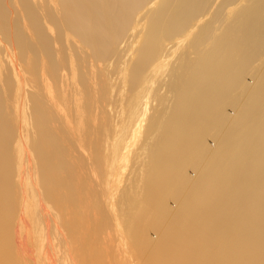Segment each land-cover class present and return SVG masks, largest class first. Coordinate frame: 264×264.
<instances>
[{"label":"bare ground","instance_id":"bare-ground-1","mask_svg":"<svg viewBox=\"0 0 264 264\" xmlns=\"http://www.w3.org/2000/svg\"><path fill=\"white\" fill-rule=\"evenodd\" d=\"M81 224L89 264H264V0H0V264Z\"/></svg>","mask_w":264,"mask_h":264},{"label":"rangeland","instance_id":"rangeland-1","mask_svg":"<svg viewBox=\"0 0 264 264\" xmlns=\"http://www.w3.org/2000/svg\"><path fill=\"white\" fill-rule=\"evenodd\" d=\"M233 10H234V9H233ZM233 10L231 9V11H233ZM191 37H192V35H191ZM188 38H190V36H189ZM188 38H187V39H188ZM193 38H194V36H193ZM187 41H189V39L186 40V42H187ZM189 42H191V40H190ZM165 71H166V70H165ZM163 73L165 74V72H164L163 70H160V71H159V74L162 75ZM167 73H168V72H167ZM164 74H163L162 78H163V79H166L168 76H167V75L164 76ZM157 76H159V75H157ZM166 76H167V77H166ZM164 77H165V78H164ZM169 79H170V78H169ZM154 80H155V79H153L152 81H154ZM159 80H161V78H160ZM157 81H158V78H157ZM157 81H156V83H157ZM166 81H167V80H166ZM154 82H155V81H154ZM159 82H160V81H159ZM162 82H163V81H162ZM165 83H166V82H165ZM150 84H151V83H150ZM150 84H149V85H150ZM158 84H160V83H157V85H158ZM166 84H167V83H166ZM154 85L156 86V84H154ZM168 85H169V84H168ZM151 86H153V82H152ZM151 86H150V87H151ZM159 86H160V85H159ZM161 86H162V85H161ZM150 87H148V88H149L148 92L151 91V92L149 93V94H150V95H149V96H150L149 100H150V99L152 100V98H151V93H152V94L154 93V95L156 94V95L159 96V97H162V95L160 96V93H161L160 89H159L160 92H158V91H154V90L152 89L153 87H151V88H150ZM168 87H169V86H168ZM168 87H167V88H168ZM154 88H156V87H154ZM157 88H158V86H157ZM160 88H161V87H160ZM161 89L163 90V88H161ZM165 90H166V87H165ZM153 91H154V92H153ZM167 91H168V90H166V93H167ZM164 92H165V91H164ZM162 94H163V92H162ZM167 94H169V92H168ZM167 94H165V95H167ZM172 94H173V93H172ZM154 95H153L152 97H154ZM157 96H155V99H156ZM164 97H165V96H164ZM169 97H170V95H169ZM172 97H173V95H172ZM157 98H158V97H157ZM167 98H168V97H167ZM170 98H171V97H170ZM155 99H154V100H155ZM173 99H174V98H173ZM161 100H165V101H166V99L163 98V97L161 98ZM168 100H169V99H168ZM168 100H167V101H168ZM170 100H171V99H170ZM156 101H157V99H156ZM158 101H159V100H158ZM152 102H154V101H152ZM150 103H151V102H150ZM150 103H149V104H150ZM154 103H157V102H154ZM160 103H163V102H160V101H159L158 104H160ZM165 103L167 104V102H165ZM170 103H172V102H169V104H170ZM149 104H148V107H149V108H150V106H151V107H154L153 105H156V104H152V105L149 106ZM163 105L166 106L165 104H160V107L163 106ZM157 106H159V105H157ZM160 107H157V108H160ZM161 108H162V107H161ZM153 109H155V108H153ZM148 110H149V109H148ZM150 110H152V109L150 108ZM148 114L150 115V111L148 112ZM148 118H149V117H148ZM149 121H150V120H147V121H145V122L149 123V125H150V122H149ZM147 123H146V124H147ZM146 124H145V126H146ZM143 127H144V126H143ZM144 131H148V128H147V127L144 128V129H143V132H144ZM147 134H148V133H147ZM123 135H125V134H123ZM123 135H122V136H123ZM143 135H144V134H141V136H143ZM120 136H121V135H120ZM120 136H119V138H120ZM123 137L127 138L126 135L123 136ZM123 137H122V140L120 139L121 141L119 140V138H118V139H115V140H118V141H115V142H114V145H115V144L118 145V142H119V141L122 142L123 140H125ZM139 137H140V135H139ZM115 138H116V137H115ZM141 138H142V137L139 138L140 141H142L143 139H145V138H142V140H141ZM147 138H148V137H147ZM139 139H137V140H139ZM126 140H127V139H126ZM146 141H147V140H146ZM120 142H119V143H120ZM143 142H144V140H143ZM143 142H142L141 144H143ZM138 143H140V142L138 141ZM120 144H121V143H120ZM80 145H81V144H80ZM114 145H113V146H114ZM81 146H82V145H81ZM81 146H80V147H81ZM118 146H119V145H118ZM114 147L117 148V146H114ZM78 150H80V148H79ZM81 150H83L82 152H84V154H85V153H86V154L88 153V155H89V153H91V151H92V150L89 151L90 149L88 150V148L86 149V147H85V149L82 147ZM86 150H88L89 152L86 151ZM85 151H86V152H85ZM78 152H79V151H77V155H78ZM92 153H93V151H92ZM92 153H91V154H92ZM94 153H95V152H94ZM80 154H83V153H80ZM91 154H90V155H91ZM95 154H96V153H95ZM90 155H89V156H90ZM103 155H104V154H103ZM80 156H81V155H80ZM96 156H97V155H96ZM101 156H102V155H101ZM92 157H93V158H92ZM92 157H90V158H91V159H90V165H91V162H94V164H95V162L97 161V159H96V160L94 159V154H93ZM102 157H103V156H102ZM96 158H97V157H96ZM103 158H104V157H103ZM101 159H102V158H101ZM102 161H104V160H102ZM88 162H89V161H88ZM128 164H129V167H128ZM128 164H127L126 168L130 169V165H131V164H130V161H129ZM92 165H93V164H92ZM92 165H91V167H90V166L87 167L88 169H89V168L92 169V168L96 167V168H94V169H95L94 171L92 170V173H93V172L98 173V171L100 172V168H98V167L101 166V165H99L98 167L95 166V165H94V167H92ZM96 165H97V164H96ZM102 165H103V164H102ZM104 166H105V164H104ZM104 166H103V167H104ZM97 168H98V170H96ZM101 168H102V167H101ZM105 168H106V167H105ZM83 169H84V168H83ZM83 169H82V170H83ZM85 169H86V168H85ZM102 169H104V168H102ZM128 169H127V172H126L125 174L128 173ZM89 170H90V169H89ZM79 171H81V170L79 169ZM83 171H84V170H83ZM86 171H88V170H85V172H86ZM90 171H91V170H90ZM102 171H103V170H102ZM124 171H126V170H124ZM124 171H123V173H124ZM129 171H130V170H129ZM85 172H84V174H85ZM88 172H89V171H88ZM90 173H91V172H90ZM92 173H91V174H92ZM104 173H105V172H103V173L101 172L100 174H104ZM81 174H82V173H81ZM86 174H88V173H86ZM93 174H94V173H93ZM98 174H99V173H98ZM100 174H99V175H100ZM89 175H90V174H89ZM83 176H84V175H83ZM86 176H87V175H86ZM90 176H91V178H92L93 175H90ZM90 176H89V177H90ZM102 176H104V175H102ZM102 176H100V177L102 178ZM122 176H123V174H122ZM122 176H121V179L123 178V179H122V180H123L122 183H124V178L127 177V175H124V177H122ZM89 177H82V179L84 180V184H85V186H86V184L88 183V180L86 181V179L89 178ZM94 177H95V176H94ZM94 177H93V178H94ZM96 177H98V180H99V176H98L97 174H96ZM84 178H85V179H84ZM91 178L89 179V181H91ZM104 178H105V177H104ZM96 179H97V178H95V180H96ZM125 179H126V178H125ZM95 180L93 179V181H95ZM98 180H97V181H98ZM103 180H104V179L102 178L101 181H103ZM101 181H100L98 184H100ZM89 183H90V182H89ZM91 183H94V182H91ZM96 183H97V182H95V184H96ZM95 184H94V185H95ZM88 185H90V189L93 188V187H91L93 184H92V185H91V184H87V186H88ZM94 185H93V186H94ZM96 185H97V184H96ZM101 185H102V184H101ZM101 185H97V186H100V189H102V188H101V187H102ZM87 186H86V187H87ZM97 186H95V187L99 189V187H97ZM103 186H104V183H103ZM86 187H85V188H86ZM95 187H94V189H96ZM88 188H89V187H88ZM88 188H87V189H88ZM100 189H99V190H100ZM99 190H97V191L100 192ZM100 194H101V193H100ZM100 194H98L99 197H97V198H100V199L102 200V198H101L102 195H100ZM103 196H104V195H103ZM93 198H94V197H93ZM103 198H105V196H104ZM109 198H110V202L113 203L114 196H113V197H110V196H109ZM100 199H98V200L101 201ZM111 199H112V200H111ZM115 200L117 201L116 197H115V199H114V203H116ZM84 201H85V200H84ZM88 201H89V200H86V203H87ZM91 201L94 203V200H93L92 198H91ZM82 202H83V201H82ZM82 202H81V203H82ZM84 203H85V202H84ZM89 203H90V202H89ZM89 203H88V205H89ZM93 203H92V204H93ZM114 203L112 204V205H113V206H112L113 209H114V208H117V206H116L117 203H116L115 205H114ZM94 204H95V203H94ZM83 205H85V204H83ZM88 205L86 204L85 206H87V207L91 206V204H90L89 206H88ZM109 205H110V203L108 204V206H109ZM85 206H83V207H85ZM93 206H94V205H93ZM93 206H92V207H93ZM110 206H111V205H110ZM114 206H115V207H114ZM80 207L82 208V210L84 209V208L82 207V204L79 205L78 208L75 209V211H76L77 213H80V210H81ZM94 207H95V206H94ZM85 208H86V207H85ZM90 208H91V207H90ZM95 208H96V207H95ZM78 209H79V212H78ZM91 209H92V208H91ZM107 209H109L110 211H109V210H107V211H109V213H111V215H113L112 210L110 209V207H107ZM86 210H87V209H86ZM88 210H89V208H88ZM88 210H87V213H88V212H92V211H98V210H95V209L92 210V211H88ZM70 211H72V210L70 209ZM83 212H84L85 215H86V212H85V211H83ZM84 213H83V214H84ZM98 213H99V212H98ZM107 213H108V212H107ZM109 213H108V214H109ZM88 214H89V213H88ZM91 214H93V212H92ZM91 214H90L88 217L91 218V216H92V219H93V218L95 217V216H93V215L96 214V212H95L93 215H91ZM78 215H79V214H78ZM80 215H81V214H80ZM97 215H98V214H96V216H97ZM64 216H65V220L67 221V217H66L67 215H66L65 213H64ZM64 216H63V218H64ZM81 216H83V215H81ZM86 216H87V215H86ZM86 216H85V217H80V216H79V217H80L79 220L84 219V220H83V221H84L83 223H87L88 225H87V224H86V225H87V226H90L89 224H90V222L92 221V219H91L90 222H87V221L90 220V219H89L88 217H86ZM68 217H69V216H68ZM71 217H72V216H71ZM87 218H88V220H87ZM65 220H64V221H65ZM62 221H63V219H62ZM64 221L61 222V223H63V224H61V228H62V230H63V227H65L66 230L64 229L63 231H64V232H65V231L67 232V228H68L67 225H69V224H68V222H67V225H66V222H64ZM64 223H65V224H64ZM63 225H65V226H63ZM84 225H85V224H84ZM86 225L83 226V225L81 224V226H83V229L80 227L81 229L78 231L79 234H77V235L82 234L83 236L80 235L81 238H76V237H77V236H76V237H75L76 240H73L74 242L72 241V237L74 236V234L70 233V232H71L70 227L68 228V229L70 230V232H69V230H68V233H64V232L61 230V231H62V233L60 232L61 235H63V233H64V235H65V234H67V235L70 234V235L67 236V237H68V239L71 237V238H70V241H71L73 244L77 241V243L74 244L75 246H73V245L71 244V245H72V248H74L75 250H74V249L72 250L71 247H70V250H72V251H70V250L68 249V251H69V252H68L69 255L71 256L72 254H70V253H71V252L73 253L74 251H76V249H77L76 247H78L79 250H78V249H77V250H78V251H81V254H82V255L80 254V252H79V255H78V253H77L78 251H76V253L74 252V254H75L76 256L78 255L79 257H74L75 255L73 254L74 256L72 255L71 257H72V258L74 257V258L72 259L73 261H71V260H70L71 257H69V255H67V253H66V252H67L66 249L68 248V246L66 245V243H67V244H70V241H69V242H68V241H64V240H68V239H66V238H67L66 235H65L66 238L64 237V235H63V236L60 235L61 238L64 237V240L60 239V240H62L63 242H59V244H60L61 255L63 254V255H62L63 257H62V256L60 257V259L62 258V260H59V264H60V263H61V264H64V263L67 262V261H69V263H70V261H71L70 264H73V263H75V262H76L75 264H85V263H86V264H87V263L89 264L90 262H89L88 260L91 258V254H92V253H90V252H94V251H98V253L101 252V249H100V248H99L100 250H94V251H93V249L91 250V249L86 245V242H87L88 238L91 237V236H93V233H91V234L89 233V236H88V234H86V231H87V230H86ZM62 226H63V227H62ZM66 226H67V227H66ZM91 226H92V222H91ZM84 227H85V231H84ZM87 228L89 229L88 231L91 232V231H90V228H89V227H87ZM114 228L116 229L117 226H116V227L113 226L112 229H114ZM115 229H114V231H116V233H117V230H115ZM117 229H118V228H117ZM108 230H109V229H108ZM110 230H111V229H110ZM112 231H113V230H111V232H112ZM114 231H113V232H114ZM84 232H85V233H84ZM104 232H106V233H103L102 236H103L104 234H107V236H110V235L108 234L110 231L107 232V230H105ZM111 232H110V233H111ZM87 233H88V232H87ZM71 234H72V235H71ZM114 234H115V233H114ZM114 234H113V235H114ZM117 234H119V232H118ZM117 234H116V235H117ZM99 235H100V234H99ZM116 235H114V237H115ZM97 236H98V234H97ZM104 236H105V235H104ZM111 236H112V234H111ZM78 237H79V236H78ZM114 237H113V238H114ZM75 238H74V239H75ZM82 238H83V240H86V238H87L86 242H85V241H79V242H82V243L85 245V247L89 249V251L91 250L90 252L85 248V249L88 251V252H86V251L81 247V246L84 247V245H83V244L81 245V243H80V244L78 243V239H79V240H82ZM96 238H100V236H99V237H96ZM104 238H105V237H104ZM94 239H95V235H94ZM60 240H59V241H60ZM104 240H105V239H104ZM107 240H108V237H107L106 241H107ZM94 241H95V242H94L95 247L99 245V246L102 248L103 245L100 244L99 239L94 240ZM96 241H97V242H96ZM98 241H99V243H98ZM102 241H103V238H102ZM65 242H66V243H65ZM84 242H85V243H84ZM103 243H104V242H102V244H103ZM109 243H111L110 246H109ZM64 244H65V246H67V247H65ZM112 244H113V243L111 242V240H109L106 244H104V245H106V247H105V246H104V247H105V248H108V246H109V248H110V247L113 248ZM71 245H70V246H71ZM94 245H93V247H94ZM107 245H108V246H107ZM79 247H81V248H79ZM63 249L66 250L65 253H66V256H67V258H68L69 260H66V257H64V256H65V255H64L65 253H64V250H63ZM81 249H82V250H81ZM62 250H63V251H62ZM84 251L86 252V254H85ZM109 251H110V250H109ZM110 252H111V251H110ZM128 252H129V253H127V254H129L128 256H129V257H131V256L133 257V255H134V254H133V251H132V250H129ZM130 253H131V254H130ZM84 254H85L86 257L83 256ZM94 254H95V252H94ZM80 255L83 256V258L85 257V260H84L82 257H80ZM76 258H77V260H78V258H81V259H80V261H79V260H78V261H75L74 259H76ZM88 258H89V259H88ZM63 259H65L66 261L64 260L65 262H63ZM60 261H61V262H60ZM74 261H75V262H74ZM82 261H83V262H82ZM87 261H88V262H87ZM72 262H73V263H72ZM77 262H79V263H77ZM84 262H85V263H84Z\"/></svg>","mask_w":264,"mask_h":264}]
</instances>
